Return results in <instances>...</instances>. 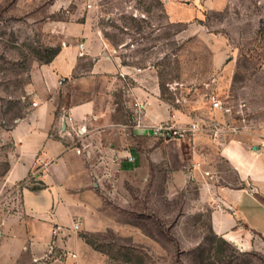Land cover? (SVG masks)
Listing matches in <instances>:
<instances>
[{
    "label": "rangeland",
    "instance_id": "obj_1",
    "mask_svg": "<svg viewBox=\"0 0 264 264\" xmlns=\"http://www.w3.org/2000/svg\"><path fill=\"white\" fill-rule=\"evenodd\" d=\"M190 12L178 17L173 9L171 23L163 0H0V191L12 150L9 132L33 106L27 93L33 68L45 48L69 44L63 38L69 24L95 25L122 64L154 74L172 114L211 119L216 113L206 97L214 92L243 111L247 132L258 135L264 127V0H201ZM125 116L131 123V110ZM145 138V172L108 175L95 188L88 218L74 223L80 224L74 231L79 251L71 252L76 263L264 264V237L246 232L233 240L213 232V208L202 201L201 177L193 176L202 154L190 163L186 141ZM206 163L207 180L234 183L221 159ZM3 200L2 215L13 213ZM69 251L31 263L27 252L13 261L0 253V264L65 263Z\"/></svg>",
    "mask_w": 264,
    "mask_h": 264
},
{
    "label": "crops",
    "instance_id": "obj_2",
    "mask_svg": "<svg viewBox=\"0 0 264 264\" xmlns=\"http://www.w3.org/2000/svg\"><path fill=\"white\" fill-rule=\"evenodd\" d=\"M163 1L169 22L173 23V9L183 17L201 0H193L192 7L178 0ZM67 28L63 38L69 44L61 47L51 63L34 66L27 87L33 106L9 132L12 150L0 198L2 205L6 197L13 213L2 215L0 220V253L8 255L10 261L26 252L31 263L52 255L54 250H70L65 263L54 258L50 264H80L71 253L79 251L80 246L73 225L88 218L95 188L115 172H145L146 159L140 143L146 136L128 128L121 73L129 76L134 95L149 103L145 117L148 123L165 122L172 115L156 90L154 74H143V70L138 73L140 69L122 64L95 25L75 23ZM81 43L88 53L84 58L78 56ZM87 62L91 63L88 68L84 67ZM173 113L178 125L192 122L176 109ZM185 143L190 163L199 158L197 152L205 160L196 166L193 176L201 177L202 201L213 208V232L233 240L246 232L264 237L260 133L242 131L218 142L199 134ZM130 157L134 160L129 161ZM218 158L234 176V183L220 184L204 177V173L210 175L206 160ZM42 162H47L48 167L44 168ZM56 226L64 230L55 238Z\"/></svg>",
    "mask_w": 264,
    "mask_h": 264
},
{
    "label": "built area",
    "instance_id": "obj_3",
    "mask_svg": "<svg viewBox=\"0 0 264 264\" xmlns=\"http://www.w3.org/2000/svg\"><path fill=\"white\" fill-rule=\"evenodd\" d=\"M88 9H92V5H87ZM79 58H84L88 55L85 44L81 43L78 46ZM141 72V70H137ZM120 77L125 82L124 93H125V106L128 110L132 112V120L129 123L130 129L141 131L145 136H149L155 139H162L165 141H191L197 135L201 133H206L214 141H223L225 136L239 134L242 131L247 132V124L245 123V118H243V111L236 110L233 105L228 101H225L220 98V96L214 92H211L207 95V103L211 111L219 114L223 120V123L219 122L215 116L209 120L205 121H192L186 125L177 124V115L173 113L168 121L159 122V123H148L145 119L146 117V108L149 106L148 102L142 101L137 98L133 93V87L129 81V76L121 73ZM35 105V104H34ZM240 115V116H239ZM238 116V118H237ZM71 121L72 118L68 117ZM238 119V120H237ZM232 121H236L240 124H233ZM244 123V124H243ZM243 124V125H241ZM258 152L261 156L264 157V127H262L260 132V143L258 147ZM78 154L81 151H77ZM129 161H133V158H129ZM44 168L48 167L47 162H42ZM206 175H209L208 173ZM3 199V198H2ZM2 200L0 199V204ZM2 217V209L0 205V220ZM80 224H74L73 230L78 231ZM61 226H56L53 230V237H58L60 233L63 232ZM75 257V255H73Z\"/></svg>",
    "mask_w": 264,
    "mask_h": 264
},
{
    "label": "trees",
    "instance_id": "obj_4",
    "mask_svg": "<svg viewBox=\"0 0 264 264\" xmlns=\"http://www.w3.org/2000/svg\"><path fill=\"white\" fill-rule=\"evenodd\" d=\"M61 47H50L44 49V56L41 55L40 62L41 64H49L51 63L57 55L60 53Z\"/></svg>",
    "mask_w": 264,
    "mask_h": 264
}]
</instances>
